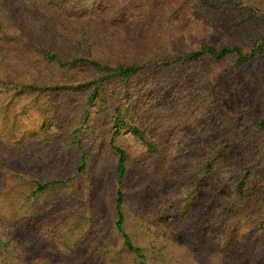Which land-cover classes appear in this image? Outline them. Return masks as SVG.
Here are the masks:
<instances>
[{
  "label": "rangeland",
  "instance_id": "1",
  "mask_svg": "<svg viewBox=\"0 0 264 264\" xmlns=\"http://www.w3.org/2000/svg\"><path fill=\"white\" fill-rule=\"evenodd\" d=\"M31 2L74 33L85 27L101 49L110 47L103 55L107 65L180 55L204 43L234 44L246 52L253 46V34L230 32L224 15L196 0ZM72 15L81 19L73 22ZM34 51L0 42V67L41 76ZM257 59L238 66L235 57L204 58L146 72L120 85L106 107L91 108L88 122L87 91L53 99L60 123L55 117L46 124L27 109L28 98L13 102L2 95L0 264H264V132L257 126L264 58ZM80 73L98 76L87 67ZM118 103L136 114L164 154L152 159L128 129L121 132L117 144L127 153L129 174L122 184L120 226L110 120ZM216 141L230 149L204 178L203 163ZM249 166L246 197L239 201L235 186ZM234 201L232 210L228 204Z\"/></svg>",
  "mask_w": 264,
  "mask_h": 264
},
{
  "label": "trees",
  "instance_id": "2",
  "mask_svg": "<svg viewBox=\"0 0 264 264\" xmlns=\"http://www.w3.org/2000/svg\"><path fill=\"white\" fill-rule=\"evenodd\" d=\"M196 1L208 10L224 15L225 27L230 32L253 34L251 35L252 48L246 52L242 46L234 44L215 46L214 44L204 43L197 49L188 50L180 55L169 54L159 59H150L144 62L132 61L126 64L125 61H120L115 65H107L103 61V55L105 51L108 52L110 47L101 49L85 27L82 29L77 28L74 33L68 29V25L63 23L64 21L62 22L59 17L45 15L46 10L44 7L39 3H32L31 0H0V42H8L14 46L19 45L23 49L25 47L27 49L33 48L35 54L41 60V76L36 74L22 75L10 67H0L3 74L0 77V97L7 95L9 100H13V102L28 98L27 104L30 103V105L27 109L39 113L45 119L46 124L49 119H54L58 114L52 107L53 99L58 95L69 94L70 92L87 91V96L84 99L87 109L84 112L83 121L88 122L91 108L106 107L111 99L118 97L117 88L119 89L120 85L125 87L146 72L153 74L156 71H165L164 69L170 70L177 65L185 67L187 64L200 63L204 58L220 62L235 57L238 66H243L251 61L258 62V57L264 58V4L261 0ZM63 5L65 4L63 3ZM80 19V17L77 18L74 15L72 21L78 22ZM36 21L41 22V27L35 25L37 24ZM55 22L57 23L56 26H54ZM59 22L60 25H58ZM12 24L14 25L12 26ZM11 27L15 28V32H17H11ZM40 32L41 36H38ZM37 37H39L41 43L36 41ZM111 54L113 55L114 52ZM84 67L95 70L98 76L96 78H83L80 71ZM110 84H113L111 92L107 90ZM127 90L130 91L131 88L127 87ZM259 101L261 102L262 119L257 122V126L260 131L264 132L263 81L262 88L259 90ZM7 108L8 106L6 111ZM137 118L130 108H125L121 103L114 106L110 117L114 132L111 146L118 158L117 206L119 209V226L123 220L120 211V207L124 202L122 184L129 174L127 153L117 144L121 132L128 129L138 141L146 146L152 159L164 155L160 141L153 134L148 133V129ZM58 123H60L59 120ZM211 145L213 147H210L209 153L212 154L208 155L205 163H203L202 174L204 178L214 173L216 161L225 158L230 149L228 143L219 141L212 142ZM86 162L87 155L84 154L79 171L84 170ZM245 173V176L235 186V193L239 201L244 200L246 197L247 181L251 175L250 166L245 168ZM201 182H203L202 177L198 180L197 188L195 187V190L189 194L191 200L196 198L197 189L200 188ZM56 183V181H53L50 184ZM239 201L231 202L228 205L233 210L237 205L236 202ZM228 209L225 210H231ZM232 210L228 214L232 213ZM228 218L231 219L230 216Z\"/></svg>",
  "mask_w": 264,
  "mask_h": 264
}]
</instances>
